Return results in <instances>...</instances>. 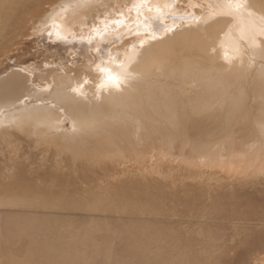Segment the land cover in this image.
Masks as SVG:
<instances>
[{"label": "rangeland", "instance_id": "1", "mask_svg": "<svg viewBox=\"0 0 264 264\" xmlns=\"http://www.w3.org/2000/svg\"><path fill=\"white\" fill-rule=\"evenodd\" d=\"M61 2L0 0V76L56 69L62 46L53 37L66 21L54 30L44 23ZM93 3L70 4V23L79 26ZM63 45L75 62L79 46ZM259 89L253 97L245 86L243 106L213 108L217 119L199 139L169 134L171 143L144 128L140 140L128 137L131 146L118 141L95 154L88 145L90 159L27 127H0V264H264Z\"/></svg>", "mask_w": 264, "mask_h": 264}, {"label": "bare ground", "instance_id": "2", "mask_svg": "<svg viewBox=\"0 0 264 264\" xmlns=\"http://www.w3.org/2000/svg\"><path fill=\"white\" fill-rule=\"evenodd\" d=\"M78 1L62 0L43 22L54 30L60 16L66 21L53 37L62 46L55 70L0 76V127H27L90 159L88 145L96 154L129 136L140 140L144 128L167 139L208 135L214 109L243 106L245 86L253 97L264 89V0H93L74 32L68 10ZM63 42L79 46L75 62Z\"/></svg>", "mask_w": 264, "mask_h": 264}]
</instances>
